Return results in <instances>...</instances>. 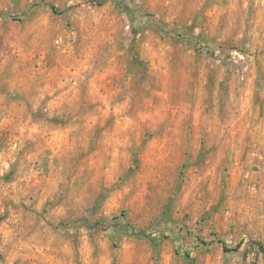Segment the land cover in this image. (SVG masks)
<instances>
[{
  "label": "rangeland",
  "instance_id": "374dc122",
  "mask_svg": "<svg viewBox=\"0 0 264 264\" xmlns=\"http://www.w3.org/2000/svg\"><path fill=\"white\" fill-rule=\"evenodd\" d=\"M40 1L0 0V264H264V0Z\"/></svg>",
  "mask_w": 264,
  "mask_h": 264
},
{
  "label": "trees",
  "instance_id": "16d2710c",
  "mask_svg": "<svg viewBox=\"0 0 264 264\" xmlns=\"http://www.w3.org/2000/svg\"><path fill=\"white\" fill-rule=\"evenodd\" d=\"M105 1L106 0H97V4L98 5L103 4ZM39 3H42L43 5L48 6L53 13H62V10L59 9L54 4H50L48 2H45L44 0H41ZM36 4L37 3H33L32 6H34ZM122 228H123L124 234H130V235H135V236H144V237L148 238L149 240H151V242H152L153 245H155V246H158L159 245V237H156L154 235H151L152 233H147V232H145L143 230L135 229L134 227L130 226L129 224L123 225ZM256 245L259 248V250L261 252H263V254H264V243L258 241V242H256ZM192 260L193 259L187 257V259L185 261H186L187 264H191L192 263Z\"/></svg>",
  "mask_w": 264,
  "mask_h": 264
}]
</instances>
